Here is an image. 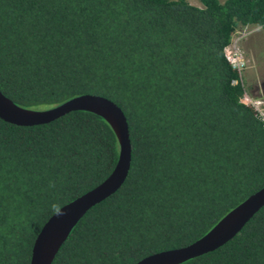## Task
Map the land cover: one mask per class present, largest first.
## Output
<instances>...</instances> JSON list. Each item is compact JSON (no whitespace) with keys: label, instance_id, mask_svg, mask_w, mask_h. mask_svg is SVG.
<instances>
[{"label":"trees","instance_id":"16d2710c","mask_svg":"<svg viewBox=\"0 0 264 264\" xmlns=\"http://www.w3.org/2000/svg\"><path fill=\"white\" fill-rule=\"evenodd\" d=\"M0 0V92L47 110L96 95L129 127L131 164L71 230L52 264H136L186 247L264 186V122L242 103L225 49L264 29V0ZM119 154L99 116L22 127L0 119V264H30L62 206ZM182 264H264V206L218 249Z\"/></svg>","mask_w":264,"mask_h":264},{"label":"water","instance_id":"95a60500","mask_svg":"<svg viewBox=\"0 0 264 264\" xmlns=\"http://www.w3.org/2000/svg\"><path fill=\"white\" fill-rule=\"evenodd\" d=\"M76 111L95 114L109 125L118 142V160L103 182L62 206L46 221L35 238L30 264H52L75 225L92 207L113 195L123 185L131 164L129 127L121 109L101 96L82 95L53 108L39 111L19 107L0 92V119L16 126L48 124ZM263 206L264 186L228 212L208 233L194 243L183 248L152 254L136 264H182L212 252L234 238Z\"/></svg>","mask_w":264,"mask_h":264},{"label":"rangeland","instance_id":"374dc122","mask_svg":"<svg viewBox=\"0 0 264 264\" xmlns=\"http://www.w3.org/2000/svg\"><path fill=\"white\" fill-rule=\"evenodd\" d=\"M186 1L193 6L201 7L199 0ZM229 47L237 49L244 59L241 81L246 98L242 100L246 104L250 101L264 103V96H260V91L256 90L264 81V29L256 26L238 27Z\"/></svg>","mask_w":264,"mask_h":264},{"label":"built area","instance_id":"2783aa9c","mask_svg":"<svg viewBox=\"0 0 264 264\" xmlns=\"http://www.w3.org/2000/svg\"><path fill=\"white\" fill-rule=\"evenodd\" d=\"M225 55H226L228 62L231 64L233 69L237 72L239 79L241 80V72L244 68V59L241 53L235 48L230 49V47L228 46L225 49ZM244 97L246 98V95H244ZM242 103L253 107V109L259 114L260 118L264 122V103L262 101H255V102L250 101L249 104H246L242 100Z\"/></svg>","mask_w":264,"mask_h":264},{"label":"flooded vegetation","instance_id":"af4514ba","mask_svg":"<svg viewBox=\"0 0 264 264\" xmlns=\"http://www.w3.org/2000/svg\"><path fill=\"white\" fill-rule=\"evenodd\" d=\"M257 91H260V96H264V81L262 83H260L259 87H256Z\"/></svg>","mask_w":264,"mask_h":264}]
</instances>
